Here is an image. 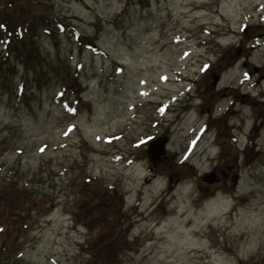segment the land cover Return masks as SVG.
<instances>
[{
	"label": "rangeland",
	"instance_id": "1",
	"mask_svg": "<svg viewBox=\"0 0 264 264\" xmlns=\"http://www.w3.org/2000/svg\"><path fill=\"white\" fill-rule=\"evenodd\" d=\"M22 3L51 24L0 70V264H90L112 227L116 264H264V0ZM220 164L235 187L201 182Z\"/></svg>",
	"mask_w": 264,
	"mask_h": 264
},
{
	"label": "trees",
	"instance_id": "2",
	"mask_svg": "<svg viewBox=\"0 0 264 264\" xmlns=\"http://www.w3.org/2000/svg\"><path fill=\"white\" fill-rule=\"evenodd\" d=\"M22 1L24 0H11V2L17 3L16 5L20 6L23 9L21 12L9 11L5 16H3L2 11H4L5 6L3 10L0 11V38H4L5 41H7L3 44V51L0 53V70L4 66L10 69L13 68V66L8 62V58L10 55L14 56L16 60L19 61V66H21L22 69H26L27 67H29L31 58L34 57V54L38 52L37 47L33 45V40L36 36V32L39 31L43 26L51 24V22L48 21L46 17H40L36 21L38 23L34 24L32 22V19L27 16L29 12L26 10ZM11 6V3H9L8 7ZM54 24L61 27L65 26L64 23L59 19H54ZM256 29H258V27ZM10 44H12L11 49L9 48ZM89 194L90 192H88V195ZM91 203L92 202L90 201L89 204ZM15 210L16 206L13 202V206L10 207V213L12 214ZM17 215L18 214H14V216L12 217L14 225L23 223ZM4 224L5 223L0 224V236L4 230ZM23 225L24 224H22V228ZM111 229L114 232V227H112ZM113 232L108 234L106 241L103 242L96 253L93 254L95 258L90 264H116L115 258L112 255L113 249L117 245L116 242H112L113 237L116 236V234H114ZM102 233L109 232H105L104 230H102ZM7 251L8 248L6 247V241L0 238V253H7ZM112 257L114 260L112 259Z\"/></svg>",
	"mask_w": 264,
	"mask_h": 264
},
{
	"label": "flooded vegetation",
	"instance_id": "3",
	"mask_svg": "<svg viewBox=\"0 0 264 264\" xmlns=\"http://www.w3.org/2000/svg\"><path fill=\"white\" fill-rule=\"evenodd\" d=\"M219 92V91H217ZM234 100L237 99V93L235 92L234 94ZM223 96V95H221ZM244 95H242L241 98H243ZM233 99L229 100L228 101V105H226L223 110H222V113L220 115V117L216 120L218 121L219 123L223 121V118L231 112V106L233 105V102H234ZM207 111H209L207 109ZM224 124H225V121H224ZM231 129V128H229ZM220 132V131H219ZM230 138L228 139L230 143H233V142H236L237 140V137L236 136H233L231 133H230ZM227 159V157H226ZM162 165V163H160L158 166ZM225 169H226V172H225ZM150 170V169H149ZM235 170V168L231 165H224V167L222 168L221 166H219V168L217 169H213V175L216 176V184H213L212 186H222L224 187L225 184H227L228 182L231 183V182H235V180L237 179V176L238 174L237 173H233V171ZM232 176V178H231Z\"/></svg>",
	"mask_w": 264,
	"mask_h": 264
},
{
	"label": "water",
	"instance_id": "4",
	"mask_svg": "<svg viewBox=\"0 0 264 264\" xmlns=\"http://www.w3.org/2000/svg\"><path fill=\"white\" fill-rule=\"evenodd\" d=\"M217 82V77H214L212 85H215ZM166 139H157L149 143L148 153L152 155H163L164 154V145L166 143ZM152 162L155 163V158H152Z\"/></svg>",
	"mask_w": 264,
	"mask_h": 264
}]
</instances>
